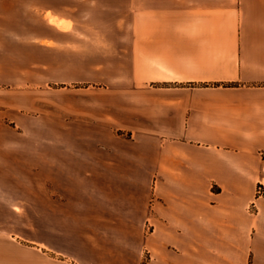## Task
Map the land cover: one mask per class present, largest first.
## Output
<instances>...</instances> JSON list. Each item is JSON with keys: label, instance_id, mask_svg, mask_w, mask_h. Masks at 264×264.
<instances>
[{"label": "crops", "instance_id": "crops-1", "mask_svg": "<svg viewBox=\"0 0 264 264\" xmlns=\"http://www.w3.org/2000/svg\"><path fill=\"white\" fill-rule=\"evenodd\" d=\"M261 182L264 0H0V264H264ZM56 194L149 232L76 256Z\"/></svg>", "mask_w": 264, "mask_h": 264}, {"label": "rangeland", "instance_id": "rangeland-1", "mask_svg": "<svg viewBox=\"0 0 264 264\" xmlns=\"http://www.w3.org/2000/svg\"><path fill=\"white\" fill-rule=\"evenodd\" d=\"M68 57V56H67ZM67 57L62 55H56L57 59L67 60ZM92 56L86 55H69L71 65H78L79 61L88 60ZM62 62V61H61ZM56 73L62 74L64 77H69L77 73V71L71 70H56ZM37 137L39 141L46 139V135H33ZM63 135H55L56 143L63 141ZM66 139L69 140V137L66 136ZM72 176L69 167H65L63 164L56 168V182L55 188L56 191H72L75 189H82L87 194H92L95 189V183L92 182H76L72 181ZM92 191V192H91ZM69 195V192L66 193ZM264 196V195H263ZM98 201L95 197H81L73 198L69 196L60 197L56 194V236L59 234L65 233L71 239L70 250L76 256L84 253V246L82 240L87 239H110V238H130L138 239L141 241L144 234L148 233L149 230H115V229H105L101 228V224L97 223L95 220V214L92 212L94 205ZM80 204L84 205V209L80 212ZM86 210V212H85ZM69 222L70 227L68 229H59L58 226L61 223ZM103 261V259H102ZM72 264H77L72 259ZM77 262V261H76ZM143 261L138 262L137 264H142ZM101 263V262H99Z\"/></svg>", "mask_w": 264, "mask_h": 264}, {"label": "built area", "instance_id": "built-area-1", "mask_svg": "<svg viewBox=\"0 0 264 264\" xmlns=\"http://www.w3.org/2000/svg\"><path fill=\"white\" fill-rule=\"evenodd\" d=\"M256 195L259 197L264 195V182L258 184L256 188Z\"/></svg>", "mask_w": 264, "mask_h": 264}]
</instances>
